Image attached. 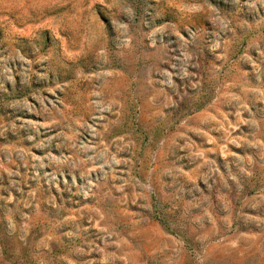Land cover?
<instances>
[{"label": "rangeland", "instance_id": "374dc122", "mask_svg": "<svg viewBox=\"0 0 264 264\" xmlns=\"http://www.w3.org/2000/svg\"><path fill=\"white\" fill-rule=\"evenodd\" d=\"M0 264H264V0H0Z\"/></svg>", "mask_w": 264, "mask_h": 264}]
</instances>
